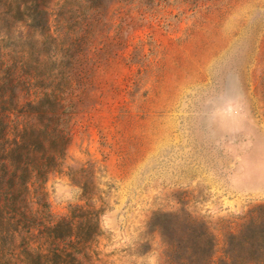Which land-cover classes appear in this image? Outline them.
Returning <instances> with one entry per match:
<instances>
[{
  "label": "rangeland",
  "instance_id": "rangeland-1",
  "mask_svg": "<svg viewBox=\"0 0 264 264\" xmlns=\"http://www.w3.org/2000/svg\"><path fill=\"white\" fill-rule=\"evenodd\" d=\"M4 2L0 53L19 61L36 35ZM112 16L124 44L98 73L97 104L72 116L47 208L94 210L83 264H170L156 213L206 221L219 247L222 227L264 202V0H114ZM24 237H7L0 264H24Z\"/></svg>",
  "mask_w": 264,
  "mask_h": 264
},
{
  "label": "trees",
  "instance_id": "trees-1",
  "mask_svg": "<svg viewBox=\"0 0 264 264\" xmlns=\"http://www.w3.org/2000/svg\"><path fill=\"white\" fill-rule=\"evenodd\" d=\"M113 1L4 2L8 18L36 37L33 54L25 49L19 61L0 53V260L8 239L13 245L22 230L24 264H83L89 256L94 210L76 206L78 213L54 219L44 183L62 165L72 116L97 104L98 73L124 44L106 30ZM154 217L170 264H264V202L222 227L219 247L204 220L177 213ZM35 230L43 237L32 246Z\"/></svg>",
  "mask_w": 264,
  "mask_h": 264
}]
</instances>
